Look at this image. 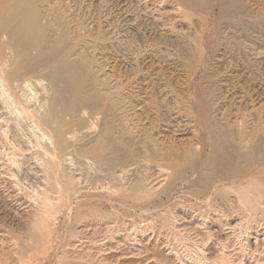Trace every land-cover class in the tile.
I'll use <instances>...</instances> for the list:
<instances>
[{
	"label": "rangeland",
	"instance_id": "obj_1",
	"mask_svg": "<svg viewBox=\"0 0 264 264\" xmlns=\"http://www.w3.org/2000/svg\"><path fill=\"white\" fill-rule=\"evenodd\" d=\"M34 2L51 43L43 61L36 51L14 61L18 87L0 94V264H264V247L232 233L247 211L167 199L154 169L200 149L199 105L235 142L246 131L249 149L264 150V0ZM47 64L68 67L65 99ZM138 184L147 198H121Z\"/></svg>",
	"mask_w": 264,
	"mask_h": 264
},
{
	"label": "bare ground",
	"instance_id": "obj_2",
	"mask_svg": "<svg viewBox=\"0 0 264 264\" xmlns=\"http://www.w3.org/2000/svg\"><path fill=\"white\" fill-rule=\"evenodd\" d=\"M12 1L13 0H0V89H1L0 94L1 95H3V93L5 92L3 91L5 90V88L9 89L10 87H12L13 84L15 85L14 82L16 81H17V84L19 83L18 80L15 81V79L17 78L16 76L17 68L14 66V61L19 60L23 63L27 61L28 62L33 61L34 51L37 52V54L35 55L37 59H39V61H43L47 59V57H49V56H46V52L48 50L47 49L48 44L51 43L50 28L48 27V25H46L42 21L43 20L42 16H40V14L37 13L34 7V4H35L34 0H16V3L14 5H11ZM4 38H6L5 41H4ZM44 68H45V71L48 73L47 78L55 86L54 88L55 94L57 96L59 95L62 99H65L68 94V91H67L68 79H65V74L68 71V67L52 66V65L47 64ZM20 79L22 80L21 77ZM24 84L26 85L29 83L25 82ZM16 85L15 87H18V85L17 86ZM199 106L195 107L196 108L195 111H197V114L199 115L200 123H201L200 127L198 128L197 136H196L197 142L200 145V149L195 152L194 156H192L188 160L183 161L182 163L179 162L178 164H172V165H169L168 167L162 166L158 163L154 164L156 165L154 169L157 170V173H159V175L161 174V178H162L161 182L163 181V183L165 184V187H164L165 190L163 191V194H166L167 199H169V198H172L173 195L178 194V192L182 194L184 192L188 198H196L199 200V204L197 205L198 207L209 209L210 211L217 212L218 214H221V215L223 213L227 217H231L230 214L233 216L232 210L234 206L238 204L236 205L237 207L235 208H238L239 206L243 208L245 212L246 211L248 212V214L246 213L248 217L243 214L245 218L246 217L248 218V222H246L248 224L244 228V226L241 224L242 222L241 223L238 222L242 226L236 225L237 228L235 227L232 228V233H236L237 231V234H238L243 231L244 233H246V235L249 238L254 239L253 242H255V245L261 246L263 248L264 247V228L263 229L258 228L256 232H253L251 230L253 229L251 228L252 224L250 223L253 222V220L254 221L257 220L256 218H258L259 214H261L262 217L264 214V206H262L264 204V201H262V199L264 198V150L259 155H255L253 151L249 149L247 145L250 144V142L252 141L251 140L252 136L246 133V131L245 132L241 131L238 136L239 140L235 142L233 138L227 132H225L219 126H217V124H215L214 121L210 117H208L206 113H204V111L202 112L201 110L202 107L200 106L199 108ZM41 123H42V126H45V128L48 129V132H49L48 134L51 136V138L57 137L56 130H52L50 122L47 118L43 119ZM145 167L148 168L150 166L149 164H146ZM127 169L124 170L123 172L124 174L125 173L126 174L135 173L138 168L132 167L130 170L129 169L127 170ZM135 192L136 193L143 192L144 197L147 198V195L145 196L147 190L144 189V185L142 186L140 184L136 186V189L132 192L133 193L132 195L130 194H128V196L122 195L121 198L124 200L132 199V198L137 200L138 197L136 196ZM147 194H150V193H147ZM232 195L236 196V199H237L236 201L235 199H233ZM141 197L142 196H140V198ZM47 201L48 200H45L43 202L47 203ZM145 208L146 210H148L147 206H145ZM51 210L52 208L50 209V211ZM47 211L49 212V210ZM154 211L156 212V210ZM238 212H241V211L239 210ZM234 214L238 215L237 212ZM211 216H213V214ZM169 217L170 215L168 216V218ZM40 218H41V215L38 216V220H41ZM43 219H42V222L45 221V220L43 221ZM235 224H237L236 221H235ZM41 226L40 228L37 227L38 229L37 228L33 229L34 230L33 232L35 233H38L39 231L42 232L43 230L45 231L48 228L47 225H45V222L44 224H41ZM44 226H46L47 228H45ZM230 227H233V226L230 225ZM252 234L254 235L251 236ZM38 236H39V233H38ZM38 242L40 243L41 239ZM41 243H40V246L42 245ZM204 244H206V242H204ZM194 245L195 247L197 246V250H199L198 252L203 251V249H201L202 246L200 245L198 246L197 243ZM32 246H35V245L32 244ZM19 247H22V246L19 245ZM23 247H25L24 244H23ZM223 247H225V245H223L222 248ZM79 248H82V247H79ZM20 249H24V248H20ZM29 250L31 252V249ZM26 251L28 254L29 253L28 249ZM222 253H225V252H221V254ZM33 254L35 253L33 252ZM16 255L14 254V257H17ZM24 255L26 256V254ZM28 255H31L32 257L31 253ZM24 258L25 257H23V261H24ZM223 258H225V256ZM20 259L21 257L19 258L17 257V260H20ZM21 260L20 262H22ZM4 261H1V262L5 263ZM9 261H13V257ZM15 263L18 264L17 262ZM64 263L65 262L61 260L57 264H64ZM26 264H41V262L40 260H38V258H35V259L33 258L30 261H28ZM68 264H71V263H68Z\"/></svg>",
	"mask_w": 264,
	"mask_h": 264
}]
</instances>
